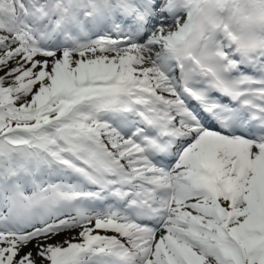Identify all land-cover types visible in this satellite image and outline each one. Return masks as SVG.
I'll list each match as a JSON object with an SVG mask.
<instances>
[{
    "label": "snow or ice",
    "instance_id": "obj_1",
    "mask_svg": "<svg viewBox=\"0 0 264 264\" xmlns=\"http://www.w3.org/2000/svg\"><path fill=\"white\" fill-rule=\"evenodd\" d=\"M0 264H264V0H0Z\"/></svg>",
    "mask_w": 264,
    "mask_h": 264
}]
</instances>
